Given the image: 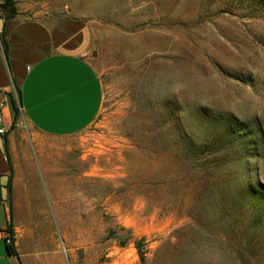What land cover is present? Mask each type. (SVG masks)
I'll use <instances>...</instances> for the list:
<instances>
[{
    "label": "rangeland",
    "instance_id": "1",
    "mask_svg": "<svg viewBox=\"0 0 264 264\" xmlns=\"http://www.w3.org/2000/svg\"><path fill=\"white\" fill-rule=\"evenodd\" d=\"M13 2L92 33L93 123L36 136L21 111L10 128L64 263L264 264V0Z\"/></svg>",
    "mask_w": 264,
    "mask_h": 264
},
{
    "label": "crops",
    "instance_id": "2",
    "mask_svg": "<svg viewBox=\"0 0 264 264\" xmlns=\"http://www.w3.org/2000/svg\"><path fill=\"white\" fill-rule=\"evenodd\" d=\"M0 19V115L4 123L13 122L10 95L17 89L21 111L34 135L63 138L87 129L103 102L100 79L86 58L92 39L88 23L71 15L47 19L23 18L18 13L4 19L1 11ZM2 139L0 230L11 227L14 243L9 252L0 241V264H65L64 248L56 235L49 243L40 232L41 175L34 169L27 144H18L10 130Z\"/></svg>",
    "mask_w": 264,
    "mask_h": 264
},
{
    "label": "trees",
    "instance_id": "3",
    "mask_svg": "<svg viewBox=\"0 0 264 264\" xmlns=\"http://www.w3.org/2000/svg\"><path fill=\"white\" fill-rule=\"evenodd\" d=\"M0 11L2 12V17L4 19H10L13 18L16 15V9L13 0H2V3L0 4ZM16 97L18 95V90L16 89ZM10 106L13 113V121L16 120L17 116L21 112V107L18 101V98H14L12 95H10ZM8 247V246H7ZM9 252H12V248L8 247ZM144 257L140 255L141 261H143Z\"/></svg>",
    "mask_w": 264,
    "mask_h": 264
},
{
    "label": "built area",
    "instance_id": "4",
    "mask_svg": "<svg viewBox=\"0 0 264 264\" xmlns=\"http://www.w3.org/2000/svg\"><path fill=\"white\" fill-rule=\"evenodd\" d=\"M16 99V93L13 95ZM0 107H3V104H0ZM11 125H6L3 121L2 116L0 115V137H5L8 131L10 130ZM0 241L3 242L6 246L12 247L14 243V235L11 227H6L0 230Z\"/></svg>",
    "mask_w": 264,
    "mask_h": 264
},
{
    "label": "clouds",
    "instance_id": "5",
    "mask_svg": "<svg viewBox=\"0 0 264 264\" xmlns=\"http://www.w3.org/2000/svg\"><path fill=\"white\" fill-rule=\"evenodd\" d=\"M220 246L224 249L225 253H227V248L224 245L223 240L220 241ZM213 264H230L228 255L225 254V255L219 256L216 260L213 261Z\"/></svg>",
    "mask_w": 264,
    "mask_h": 264
},
{
    "label": "water",
    "instance_id": "6",
    "mask_svg": "<svg viewBox=\"0 0 264 264\" xmlns=\"http://www.w3.org/2000/svg\"><path fill=\"white\" fill-rule=\"evenodd\" d=\"M0 27H2V19H0ZM0 143H1V145H3V139H2V137H0ZM3 186H4V188H3L4 191H6V188H5L6 183H4Z\"/></svg>",
    "mask_w": 264,
    "mask_h": 264
}]
</instances>
